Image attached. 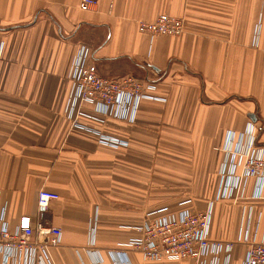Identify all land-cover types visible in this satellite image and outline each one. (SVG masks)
I'll list each match as a JSON object with an SVG mask.
<instances>
[{
	"label": "crops",
	"instance_id": "obj_1",
	"mask_svg": "<svg viewBox=\"0 0 264 264\" xmlns=\"http://www.w3.org/2000/svg\"><path fill=\"white\" fill-rule=\"evenodd\" d=\"M96 2L83 11L81 0H0V206L7 223L59 228L61 244L46 253L50 264H150L136 252L117 259L110 252L137 237L133 228L150 212L167 206L175 213L186 197L195 211L212 206L215 239L236 242L249 217L262 239L258 180L245 182L239 166L223 180L221 170L251 140L264 149V0ZM161 14L183 20V34L139 31ZM82 46L102 76L155 86L134 123L102 121L88 102L72 106L71 67ZM93 132L127 145L108 147ZM236 177L234 197L216 200L222 183ZM40 190L59 195L42 213ZM237 245L230 264L246 255L245 243Z\"/></svg>",
	"mask_w": 264,
	"mask_h": 264
},
{
	"label": "built area",
	"instance_id": "obj_2",
	"mask_svg": "<svg viewBox=\"0 0 264 264\" xmlns=\"http://www.w3.org/2000/svg\"><path fill=\"white\" fill-rule=\"evenodd\" d=\"M97 5L96 0H82L80 9L88 11ZM139 31L151 38L156 36H180L184 32V22L168 14H161L153 22H141ZM91 50L85 46L80 47L71 67L70 78L72 81V106L80 101L93 103L100 114L110 113L114 116L133 120L138 104L142 99L154 98L149 92L155 86L148 84L132 76L120 78H105L97 67L91 62ZM96 118V117H95ZM251 140L244 161L224 160L222 165V176L231 173L233 167L241 165L243 168L242 179L246 182L249 178H256L258 183L254 191V197L264 198V149L252 147ZM242 156V155H240ZM236 161V162H235ZM233 162H235L233 164ZM241 177H236L235 183L223 182L217 193L216 200L224 201L232 199L235 189L239 187ZM241 181V183L243 182ZM59 195L53 192L41 190L38 196V210L43 211L49 204L58 200ZM187 203V202H186ZM192 204V203H191ZM191 204L178 212H168L156 220L145 222L142 226L135 228L140 233L139 237L132 238L125 247L135 248L145 259L158 260L168 258L169 260H180L187 256L205 258L210 250L215 254L213 264H218V257L223 260L222 264H228L230 258L227 254L231 250L230 244H215L214 248H207L205 244L200 245V239H206L212 223V206L205 211L191 209ZM152 215V214H150ZM246 220V221H245ZM239 231L238 241L247 243L246 255L241 264H264V235L258 240L256 230H251L250 217L245 218ZM259 221V219H254ZM254 223V221L252 222ZM185 232H188L185 234ZM62 232L59 228L45 225L42 222L32 226L25 222L14 230H10L5 219V208L0 206V254L2 264H43L46 252L51 247L61 243ZM191 242H188V241ZM195 244V248L193 245ZM180 249H183L182 251ZM219 253V254H218ZM113 252H110L112 255ZM212 256V255H211ZM123 259V258H122ZM203 259L201 264H205ZM128 262L123 259L122 264ZM199 263V262H198Z\"/></svg>",
	"mask_w": 264,
	"mask_h": 264
},
{
	"label": "rangeland",
	"instance_id": "obj_3",
	"mask_svg": "<svg viewBox=\"0 0 264 264\" xmlns=\"http://www.w3.org/2000/svg\"><path fill=\"white\" fill-rule=\"evenodd\" d=\"M173 17V16H172ZM183 21V20H182ZM182 34H183V32H182ZM181 34V35H182ZM180 35V36H181ZM165 36H167V35H165ZM170 37H177V36H170ZM104 77V76H103ZM105 78H107V77H105ZM71 96H72V92H71ZM92 105H94L93 103H91ZM96 113H98L101 117H102V121H103V118H108V117H112V118H116V119H120V120H124V121H127L128 123H134L135 122V118L131 121V120H128V119H125V118H122V117H120L119 115H117V116H114V115H112V114H110V113H107V114H100V112L98 111V112H96ZM93 119H97V117L95 118V117H93ZM94 133V132H93ZM95 135H97L98 137L100 136V141H101V144H103V145H106V146H108V147H111V148H119V147H122V146H126L127 144H126V142H121V141H119L118 139H116V138H113V137H110V136H107V135H105V134H101V133H99V132H95L94 133ZM41 191V190H40ZM39 191V192H40ZM44 191H47V190H44ZM39 192H38V196H39ZM50 192V191H49ZM54 193V192H53ZM38 196H37V208H38ZM187 202V203H186ZM192 203V204H191ZM191 204V207H192V205H193V198H191V197H186V198H182L181 200H179L178 202H177V207H178V209L176 208V211H175V215H178V212L179 211H181L183 208H184V206H186L185 208H187L189 205ZM210 205V204H209ZM49 206H50V204H49ZM49 206H48V208H49ZM208 207H210V206H208ZM208 207H206V209H204V210H202V211H205V210H207V208ZM48 208H46V210L48 209ZM43 211H45V210H43ZM42 211V212H43ZM41 211H40V213H42ZM168 212H170V210H169V208L167 207V206H165V207H160V208H157V209H155V210H153L152 212H150L148 215H146V219L144 220V222L141 224V225H139V226H142L145 222H147V221H150V220H156V219H158V217H160V216H165V215H167L168 214ZM150 214H152V215H150ZM7 222V221H6ZM39 222H42L43 224H45L42 220L41 221H39ZM38 222V223H39ZM46 225V224H45ZM211 225H212V223H211ZM8 226H9V228H10V230L12 231V230H14L16 227H18V226H20V225H18V226H16V227H14V228H11V226L8 224ZM33 226V225H32ZM50 226V225H49ZM136 227H138V226H136ZM136 227H134L133 229H135ZM137 233H138V236L137 237H139L140 236V233L138 232V231H136ZM188 232H185V234H187ZM135 238V237H134ZM132 239V238H131ZM130 239V240H131ZM129 240V241H130ZM128 241V242H129ZM127 242V243H128ZM188 242H191L190 240L188 241ZM127 243L126 244H124L123 245V247L121 246V247H119V251H114L113 252V254L111 255L112 257H110L111 259H113V257H115L116 258V255H122V256H124V255H126V252L127 251H132V252H136V253H138L141 257H142V259L145 261V262H148V263H150V264H182V263H184V262H192V264H201L200 262H202L203 261V259L204 260H206V262H205V264H213L214 262H213V259H211V257H213V258H215V254H214V252L212 251V250H210V252H211V254L209 253L208 254V256L207 257H205V258H198V257H193V256H187L186 258H183V259H180V260H169L168 258H160V259H158V260H148V259H145V257H144V255L143 254H141L138 250H136L134 247L133 248H127V247H125V245H127ZM201 243L202 244H205V246L207 247V248H214V246H215V244H217V243H222L223 245H226V244H230L231 246H232V248H231V250H229V252H227V254H228V256H229V258L231 257V255L233 254V252H234V249L238 246L237 244H243V243H240V241H236V242H234V241H221V240H218V239H215L212 235H211V228L209 229V231H208V234H207V237H206V239H200V245H201ZM61 244V243H60ZM245 245H246V248H248L249 247V245L247 244V243H245ZM193 247L195 248L196 246H195V244L193 245ZM181 251L183 250V249H180ZM48 251V250H47ZM247 251V250H246ZM47 253V252H46ZM124 254V255H123ZM219 254V253H218ZM212 255V256H211ZM220 256H225L224 255V253H222V254H220L219 256H217L218 257V264H222V262H223V260L221 259V257ZM125 258H126V256H124ZM117 259V258H116ZM128 259V258H127ZM0 261H1V264H2V260H1V254H0ZM199 262V263H198ZM9 264H14V263H12V262H10ZM43 264H50V262H49V259H48V256H47V254H46V258H44V263Z\"/></svg>",
	"mask_w": 264,
	"mask_h": 264
},
{
	"label": "bare ground",
	"instance_id": "obj_4",
	"mask_svg": "<svg viewBox=\"0 0 264 264\" xmlns=\"http://www.w3.org/2000/svg\"><path fill=\"white\" fill-rule=\"evenodd\" d=\"M82 1V0H81ZM148 99V98H147ZM249 131H251V129L249 128ZM254 143L255 142H253V144H252V147H254L255 145H254ZM241 159H242V161H244L245 159H244V157H243V155L242 156H238V162L239 161H241ZM241 161V162H242ZM242 168V163H241V165H240V169ZM249 179H251V178H249ZM249 179L247 180V182L249 181ZM251 181H249V183H250ZM248 186H249V184H248ZM212 212H213V208H212ZM230 262H231V260L229 261V264H230Z\"/></svg>",
	"mask_w": 264,
	"mask_h": 264
},
{
	"label": "water",
	"instance_id": "obj_5",
	"mask_svg": "<svg viewBox=\"0 0 264 264\" xmlns=\"http://www.w3.org/2000/svg\"><path fill=\"white\" fill-rule=\"evenodd\" d=\"M251 118H252L253 120H255V115H252Z\"/></svg>",
	"mask_w": 264,
	"mask_h": 264
}]
</instances>
